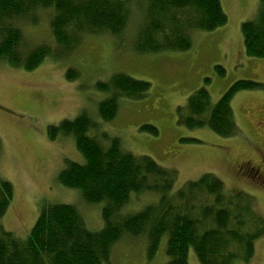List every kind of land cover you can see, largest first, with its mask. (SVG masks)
<instances>
[{"label":"trees","instance_id":"16d2710c","mask_svg":"<svg viewBox=\"0 0 264 264\" xmlns=\"http://www.w3.org/2000/svg\"><path fill=\"white\" fill-rule=\"evenodd\" d=\"M131 6L129 0H0V61L33 71L49 56H69L88 35L121 42ZM44 10L51 12L48 24L56 50L46 43L27 44L19 26L22 22L37 25V13ZM140 14L133 34V48L139 54L187 51L192 46L190 32H210L227 22L220 0H145ZM241 35L245 54L264 59V0L256 20L241 24ZM216 70L219 76L225 74L221 66ZM66 77L74 80L78 72L71 68ZM204 82L187 98L185 107L178 109V121L187 128L208 127L222 138L236 135L231 107L234 95L244 90L264 91V84L236 81L212 104L206 88L209 79ZM97 88L109 94L98 105V116L110 122L120 98H143L150 83L118 73ZM95 129L93 119L81 114L49 127L48 137L54 140L61 134L74 139L84 163L68 162L59 182L79 190L87 203H104L103 228L90 231L72 205H44L26 240L0 226V264H104L124 236L144 233L149 261L166 237L164 264H189L190 249L199 264L250 262L256 241L264 238V216L257 211L253 197L240 191L227 193L223 182L211 173L174 191L175 169L163 167L149 156L127 152L118 138L106 142ZM141 130L158 135L152 125H143ZM145 193L157 194V200L138 212L122 215L132 195L137 199L136 195ZM12 199V185L0 178V218Z\"/></svg>","mask_w":264,"mask_h":264},{"label":"rangeland","instance_id":"374dc122","mask_svg":"<svg viewBox=\"0 0 264 264\" xmlns=\"http://www.w3.org/2000/svg\"><path fill=\"white\" fill-rule=\"evenodd\" d=\"M131 18L122 41L104 35L85 36L69 56H49L33 71L13 68L0 61V178L13 187V199L0 218V226L19 240H26L44 205L63 203L74 206L90 231L103 228L104 203H87L81 192L63 186L59 174L68 162L84 159L72 137H48V128L63 120L86 114L96 124V135L108 142L118 138L124 150L136 156H149L159 165L177 171L174 191L188 181L211 173L223 182L225 191L244 192L255 200L264 216V91L237 92L231 107L238 129L236 135L222 138L208 127L187 128L178 121L179 108L205 85L212 104L236 81L264 84V59L244 52L241 24L255 21L261 0H220L227 17L225 25L210 31H192L187 51L139 54L134 51V29L140 20L141 3L129 0ZM38 24L19 23L27 44L46 43L56 50L48 21L51 12L37 13ZM216 66L225 70L218 75ZM78 77L68 80L69 69ZM118 73L150 83L140 99H119L118 112L110 122L98 116V105L109 94L98 83H108ZM152 125L158 135L142 131ZM104 141V142H105ZM248 164L257 169L249 176L238 172ZM132 195L122 215L138 212L157 200V194ZM126 238V239H125ZM163 237L152 261L147 259V234L124 236L113 247L104 264H164ZM189 264H199L193 250ZM247 264H264V238L255 243L254 256Z\"/></svg>","mask_w":264,"mask_h":264},{"label":"flooded vegetation","instance_id":"af4514ba","mask_svg":"<svg viewBox=\"0 0 264 264\" xmlns=\"http://www.w3.org/2000/svg\"><path fill=\"white\" fill-rule=\"evenodd\" d=\"M238 172L242 173L243 175L249 176L252 174H256L258 170L253 169L252 167H250L248 164L245 163L244 165L238 167Z\"/></svg>","mask_w":264,"mask_h":264}]
</instances>
